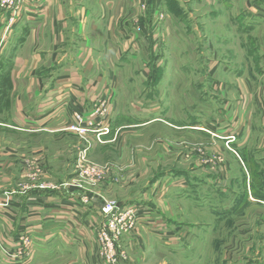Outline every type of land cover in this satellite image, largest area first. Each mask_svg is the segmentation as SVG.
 <instances>
[{
    "label": "rangeland",
    "instance_id": "1",
    "mask_svg": "<svg viewBox=\"0 0 264 264\" xmlns=\"http://www.w3.org/2000/svg\"><path fill=\"white\" fill-rule=\"evenodd\" d=\"M27 1L29 6L43 0ZM104 2H110L111 29L115 33L126 30V36H110L107 56L102 54L107 36L94 37V80H99L97 93L107 95L94 102V120L100 123L99 116L102 121L110 111L111 135L99 142L69 131L68 123L53 138L56 142L72 137L87 141L94 151L109 144L91 159L113 163L124 172L133 170L136 178L143 170L145 175L134 186L116 180L112 198L102 196L97 202L101 216L94 218L99 228L94 232V264H264V201L255 198L259 190L264 197L260 188L264 185H252L258 170L245 169L239 154L226 146L225 153L218 144L211 146L213 152L208 151L199 132L193 131L192 142L186 137V127L194 118L200 119L194 127H203L204 97L223 98L226 90L235 97L231 82L242 78L241 65L250 64L252 50L258 51L264 44V0ZM229 2L237 3V9H229ZM37 6L32 16L39 10ZM11 11L0 8L5 22ZM240 12L243 21L237 25L234 14ZM102 29L99 25L97 32ZM122 50L126 54L120 60ZM253 55L259 56L254 63L264 64L263 56ZM114 92L115 101L108 110L107 100ZM213 103L218 101L211 102L212 112ZM157 118L163 122L145 126ZM1 133L2 138H11ZM19 142L24 139L20 137ZM44 142V136L35 141ZM72 145L63 148L67 153L61 148L64 161L72 163L80 153L88 157L85 150L81 152L80 142L79 151L72 152ZM255 156L264 158L263 153ZM56 172L71 174L69 168ZM249 173L254 176L251 187L246 183ZM262 173L259 176L264 181ZM188 178L194 187H188ZM251 190L256 191L253 199ZM126 200L147 206L146 213L132 212L134 204L122 211L118 203ZM105 202L116 204L109 216L102 214ZM111 224L115 229L105 230ZM16 250L22 255L14 253ZM8 253L14 257L4 254L0 264H46L59 255L56 250H35L22 244ZM66 256L83 254L70 250Z\"/></svg>",
    "mask_w": 264,
    "mask_h": 264
},
{
    "label": "crops",
    "instance_id": "2",
    "mask_svg": "<svg viewBox=\"0 0 264 264\" xmlns=\"http://www.w3.org/2000/svg\"><path fill=\"white\" fill-rule=\"evenodd\" d=\"M109 3L104 0H43L28 6L26 2V13L13 23L5 22L0 13V261L5 259L4 254L14 257L8 251L13 253L29 240L30 247L35 250L58 251L59 255L51 257L46 264L55 261L57 264H94V248H97L94 232L99 229L94 218L101 216L97 202L102 196L112 198L116 180L134 186L145 175L142 169L143 173L136 178L133 170L124 172L113 163L100 164L91 159L94 152L107 149L109 144L94 151L87 141L72 137L66 142H56L53 138V134L70 123L78 112L94 120V102L98 96L107 97L106 92L97 93L99 80H94V37L107 36L102 48V54L107 56L111 50L110 36H126L125 29L118 33L111 29ZM227 5L229 9H237L238 4L229 2ZM36 6L41 11L32 16ZM234 19L240 24L243 21L241 12L234 14ZM99 25L103 26L101 33L97 32ZM259 49L252 50L251 63L241 65L238 70L244 74L242 78L236 77V81L231 82L236 89L235 97L232 98L227 90L223 98L204 97L203 127H194L195 122H200L195 118L186 127L187 140L192 142L194 132L201 133L210 152L214 151L211 146L216 144L224 153L225 146L237 152L245 169L258 170L257 182L252 183L255 186L264 185L259 176L264 172V158L258 160L255 156L264 154V64L254 63L259 56L253 57V53L264 57V44L261 43ZM125 54L124 50L119 51V59ZM109 77L114 80L113 76ZM104 85L108 86V82ZM115 94L106 99L108 110L115 101ZM213 100L218 101L213 103L214 112L211 110ZM108 114L102 121L103 116H100L98 121L110 128L112 122ZM157 122L163 120L157 118L145 126ZM110 130L103 139L111 135ZM1 131L11 138H2ZM41 136L47 142L36 144V138ZM20 137L24 142H19ZM66 143H73L72 152L80 148L88 157L80 153L72 163L64 161L62 149ZM63 150L67 153V148ZM89 167H96L98 175H85L89 174ZM63 168H69L71 174L56 172ZM251 177L249 173L248 185L254 178ZM186 181L188 187L193 186L189 178ZM260 188L264 195V188ZM255 193L251 190V199ZM257 194L255 198L264 201L260 190ZM131 204L134 203L130 200L118 203L122 211L130 210ZM133 206L131 211L139 216L147 211L145 205ZM70 250H79L83 256H66Z\"/></svg>",
    "mask_w": 264,
    "mask_h": 264
},
{
    "label": "built area",
    "instance_id": "3",
    "mask_svg": "<svg viewBox=\"0 0 264 264\" xmlns=\"http://www.w3.org/2000/svg\"><path fill=\"white\" fill-rule=\"evenodd\" d=\"M27 0H23L22 2H18L17 0H0V8L12 10L10 12V16L8 18L9 23H13L16 21L18 16H21L24 12V7ZM40 3V2H39ZM22 10L19 12L18 8H21ZM39 6V5H38ZM263 8V7H262ZM17 10V11H16ZM41 11L40 7L39 10L35 13V16L39 14ZM100 119V116H99ZM68 130L78 134L82 137H92L93 139H96L99 142H103V137L110 133L109 126H103L102 123H98L95 120H88L81 112H78L74 115L73 119L69 123ZM89 174L84 173L85 175L92 177L91 175H98V170L96 167H89L88 168ZM116 208V204L114 202H105L104 206L102 207V214L105 216H109L114 213ZM108 229H115L113 224L109 225V228H105V230ZM105 230L102 232V235L105 234ZM23 246L30 247L29 240L22 243ZM14 253L18 254L19 256L22 255V252L16 250Z\"/></svg>",
    "mask_w": 264,
    "mask_h": 264
}]
</instances>
